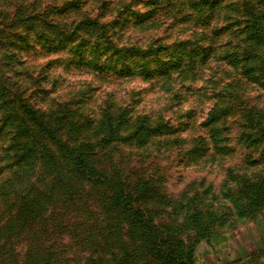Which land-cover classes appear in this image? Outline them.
I'll use <instances>...</instances> for the list:
<instances>
[{"label":"rangeland","instance_id":"1","mask_svg":"<svg viewBox=\"0 0 264 264\" xmlns=\"http://www.w3.org/2000/svg\"><path fill=\"white\" fill-rule=\"evenodd\" d=\"M198 1L0 0V111L17 98L34 108L71 102L91 118L111 106L168 124L145 146L110 142L92 159L149 183L151 197L132 205L150 211L178 257L188 251L191 264H227L264 241V49L251 47L243 27L264 25V0H205L203 12L192 8ZM85 18L98 24L81 26ZM9 131L1 119L7 184L15 170L3 164ZM36 174L28 171L30 182ZM79 183L78 195L60 194L0 250L11 245L19 260L49 251L56 264L127 251L143 264L140 242L110 220V191ZM12 259L2 255L0 263Z\"/></svg>","mask_w":264,"mask_h":264},{"label":"trees","instance_id":"2","mask_svg":"<svg viewBox=\"0 0 264 264\" xmlns=\"http://www.w3.org/2000/svg\"><path fill=\"white\" fill-rule=\"evenodd\" d=\"M207 3L200 0L192 8L203 12L209 9ZM80 23L81 26L90 28L98 24L91 18H85ZM243 24L248 30V41L255 44L251 47L264 49V25L256 20H247ZM141 55L144 56L145 52H141ZM6 92L3 89L1 94ZM71 105V102H61L46 108H34L18 98L3 105L4 113L0 111V120L4 118L5 125L10 128L9 134H2L8 136L7 146L3 150V164L4 169L11 171L14 167L15 170L12 171L14 179H11V184L5 181L0 183V199L6 205L5 211L0 213V241L6 242L8 237L19 238L24 232L23 227L29 222L42 219L46 206L55 203L60 194L67 199L78 195L73 189L75 182L89 183L91 188L99 187L110 191L108 207L114 212V217L110 220L121 222L132 239L140 242L143 264H149L146 258L149 262L153 260L158 264H191L188 251L180 258L168 246L167 236L152 222L150 211L132 205V202L151 197L153 188L149 183L142 179L129 181L116 167L108 172L92 159L97 146L105 147L110 142L130 144L134 141L136 146H145L151 136L168 130V124L162 120L147 124V117H132L126 108L111 106L105 107L99 118H91L76 111ZM0 108L2 109L1 104ZM33 168L37 169V174L34 182H30L28 171ZM43 178L47 179V183L44 184ZM12 211L14 216L8 215ZM6 215V220L1 222ZM117 227V223L109 225V233L116 232ZM95 251L98 253L99 249L95 248ZM2 255L13 258V264L57 263L56 259L51 258L56 255L49 251H35L33 254L23 255L26 260H19L11 245L0 250V256ZM142 255L138 254V257L141 258ZM114 263L137 264L127 251L119 254L110 251L108 258L98 256L93 261V264Z\"/></svg>","mask_w":264,"mask_h":264},{"label":"crops","instance_id":"3","mask_svg":"<svg viewBox=\"0 0 264 264\" xmlns=\"http://www.w3.org/2000/svg\"><path fill=\"white\" fill-rule=\"evenodd\" d=\"M237 260V264H264V241H261L258 247L255 245L251 253L239 257ZM237 260L234 259V256L233 259L230 256L228 257L227 264H234L233 262Z\"/></svg>","mask_w":264,"mask_h":264}]
</instances>
